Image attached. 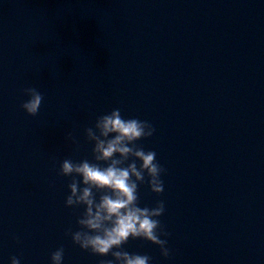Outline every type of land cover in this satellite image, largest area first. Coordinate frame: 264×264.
Returning a JSON list of instances; mask_svg holds the SVG:
<instances>
[{"label":"water","instance_id":"1","mask_svg":"<svg viewBox=\"0 0 264 264\" xmlns=\"http://www.w3.org/2000/svg\"><path fill=\"white\" fill-rule=\"evenodd\" d=\"M43 94L36 115L24 89ZM119 108L148 120L168 257L151 264H264V0H0V261L101 264L73 243L63 159H93L85 130ZM74 137L76 143L69 138ZM164 238V237H162Z\"/></svg>","mask_w":264,"mask_h":264},{"label":"clouds","instance_id":"2","mask_svg":"<svg viewBox=\"0 0 264 264\" xmlns=\"http://www.w3.org/2000/svg\"><path fill=\"white\" fill-rule=\"evenodd\" d=\"M27 97L20 107L29 115L40 110L43 94L34 87L24 89ZM92 142L93 159H63L59 172L71 177L67 185L66 207H82L77 217V230H66L73 243L98 256L111 255L101 264H151L148 254L124 249L129 239H142L158 245L161 255L168 257L167 232L159 217L165 211L163 200L154 206H141L138 188L147 184L150 191H164L163 166L154 150H145L137 141L151 137L155 128L148 120L125 117L119 108L98 115L94 126L86 130ZM69 138L76 143L71 133ZM164 237V238H162ZM51 264H63L64 248H56ZM0 264H3L0 261ZM10 264H21L16 256Z\"/></svg>","mask_w":264,"mask_h":264}]
</instances>
